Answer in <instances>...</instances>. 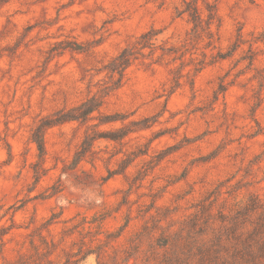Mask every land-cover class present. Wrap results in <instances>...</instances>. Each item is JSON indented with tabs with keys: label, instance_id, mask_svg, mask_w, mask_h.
I'll return each mask as SVG.
<instances>
[{
	"label": "rangeland",
	"instance_id": "obj_1",
	"mask_svg": "<svg viewBox=\"0 0 264 264\" xmlns=\"http://www.w3.org/2000/svg\"><path fill=\"white\" fill-rule=\"evenodd\" d=\"M207 1L222 20L221 49L239 30L264 39V0ZM180 4L0 0V232L9 231L0 264H45V242L53 264H111L147 222L177 231L207 207L221 225L252 198L264 201V40L206 68L195 91L171 93L174 66L151 60L123 79L110 72L151 28L184 40ZM93 98L102 107L89 120L60 122Z\"/></svg>",
	"mask_w": 264,
	"mask_h": 264
},
{
	"label": "trees",
	"instance_id": "obj_2",
	"mask_svg": "<svg viewBox=\"0 0 264 264\" xmlns=\"http://www.w3.org/2000/svg\"><path fill=\"white\" fill-rule=\"evenodd\" d=\"M175 18L186 19L190 25L184 40L172 43L160 39L163 30L151 28L122 49L112 61L110 72L119 74L123 79L125 72L136 62L151 60L155 64L174 66L170 69L171 93L187 85L195 91L196 78L206 68L232 59L247 43L250 44V51H253V45L264 40L255 39V33L250 34L254 39L245 40L243 32L239 30L228 50L221 49L218 41L222 20L217 4L207 0H181V4L175 8ZM254 60L251 59V65ZM226 91L222 80L215 91V98L218 99ZM82 105L85 109L80 115L60 122L89 120L102 107V103L94 98ZM37 144L41 157H44L46 149L43 137ZM213 219L211 212L204 207L180 221L177 231L162 228L159 221L152 226L147 222L142 231L136 234L125 255L121 259H113L111 264H264V201L252 198L235 214L222 215L221 225L215 224ZM171 223L175 224V221ZM1 231V236L9 233L6 229ZM45 245L46 251L38 252L37 258L45 259V264H53V250L48 242ZM68 256L71 260V254ZM33 261H36L35 258ZM74 264H79V260ZM99 264L105 263L99 261Z\"/></svg>",
	"mask_w": 264,
	"mask_h": 264
}]
</instances>
